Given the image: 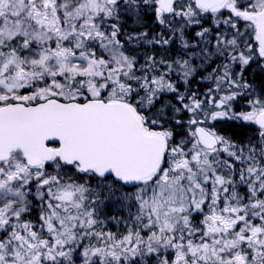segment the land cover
Listing matches in <instances>:
<instances>
[{
    "label": "snow or ice",
    "instance_id": "obj_1",
    "mask_svg": "<svg viewBox=\"0 0 264 264\" xmlns=\"http://www.w3.org/2000/svg\"><path fill=\"white\" fill-rule=\"evenodd\" d=\"M0 264H264V0H0Z\"/></svg>",
    "mask_w": 264,
    "mask_h": 264
}]
</instances>
